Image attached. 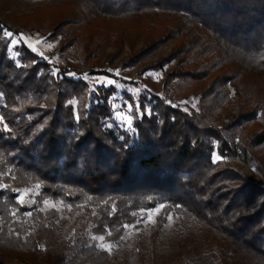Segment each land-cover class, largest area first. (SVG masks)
<instances>
[{
    "label": "trees",
    "instance_id": "16d2710c",
    "mask_svg": "<svg viewBox=\"0 0 264 264\" xmlns=\"http://www.w3.org/2000/svg\"><path fill=\"white\" fill-rule=\"evenodd\" d=\"M32 29L59 39L60 53L73 33L88 41L66 63L24 42L12 56L7 34ZM172 38L173 52L149 59ZM106 41L116 52L101 60ZM133 68L163 74L129 80L141 87L125 94L131 127L110 125L116 86L85 76L124 81L115 71ZM32 185L35 202L21 203ZM46 200L80 211L67 236ZM158 207L149 243L139 232L132 248L109 251L90 236L119 241ZM189 254L187 264H264V0H54L0 12V264H173Z\"/></svg>",
    "mask_w": 264,
    "mask_h": 264
},
{
    "label": "rangeland",
    "instance_id": "374dc122",
    "mask_svg": "<svg viewBox=\"0 0 264 264\" xmlns=\"http://www.w3.org/2000/svg\"><path fill=\"white\" fill-rule=\"evenodd\" d=\"M52 1L54 0H0V12L5 15L21 16L23 14H29L31 12H34L38 8L47 5ZM71 28H73V26H71ZM9 37L11 39L10 50L12 56L16 57L18 55V53L15 52V47L24 42L33 50H38L43 56H45L47 59H49L55 64L66 63L68 60H77L81 54V49L84 43L88 41L85 32L73 33L71 39L74 40V44L70 47L68 51L60 53L56 49L60 46V40L52 39L48 37V34L41 31L32 29L29 31L22 32L19 35L12 34ZM179 43L180 39L178 38L170 39L159 50L154 52L149 59L155 60L159 56H168L171 52L175 50ZM141 44L142 43H140V45ZM115 52L116 46L113 43L106 41L101 47L100 59L104 60L106 55H114ZM126 54L127 51L123 52L119 57H117L115 64ZM115 72L124 81L116 80L114 78L102 75H87L85 77L96 86L105 85L108 87L111 84L116 86L117 91L111 100L114 109V116L110 125H117L122 128L128 129L131 127L132 124V106L130 100L126 97L125 94L128 92L132 96H137L141 90L140 86H138L136 83L129 82V80L133 79L140 83L144 82L143 84L144 86H146L148 82L156 83L161 78L163 72L150 71L145 74L146 78L138 77V75L134 73V68L128 69L125 72L120 70H116ZM37 192V185L21 188L19 194V201L23 204L32 205L35 202V196ZM51 208H55L58 212V215L61 218H64V221L61 223L60 226V232L62 236H67L77 226V220L80 211L72 209L70 205L54 200H46L41 206V209L43 210H49ZM160 212L161 207L147 211L145 213V218L142 221L127 226L124 236L119 241L106 239V234L91 233L90 236L100 248L109 251L119 245L129 249L132 248L134 246V240L139 232L143 233L144 243H149L151 241V235L155 231L154 224L156 221V217L160 214ZM174 221L175 218L170 216L168 223L163 227L158 236V244H163L166 242V236ZM205 250H213L218 252V247L216 245H206ZM194 258V254H189L181 259L175 260L173 264H187V262L193 261Z\"/></svg>",
    "mask_w": 264,
    "mask_h": 264
},
{
    "label": "snow or ice",
    "instance_id": "6c2138e0",
    "mask_svg": "<svg viewBox=\"0 0 264 264\" xmlns=\"http://www.w3.org/2000/svg\"><path fill=\"white\" fill-rule=\"evenodd\" d=\"M8 35H9V36H11L12 34H11V33H9Z\"/></svg>",
    "mask_w": 264,
    "mask_h": 264
}]
</instances>
